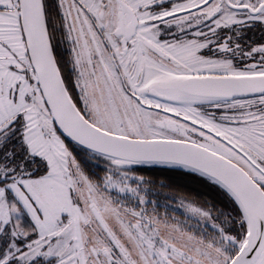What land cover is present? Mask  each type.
<instances>
[{"label":"snow or ice","instance_id":"1","mask_svg":"<svg viewBox=\"0 0 264 264\" xmlns=\"http://www.w3.org/2000/svg\"><path fill=\"white\" fill-rule=\"evenodd\" d=\"M0 264H264V0H0Z\"/></svg>","mask_w":264,"mask_h":264}]
</instances>
